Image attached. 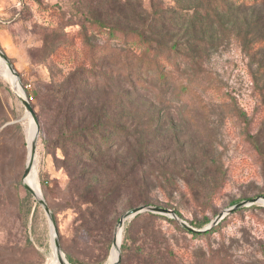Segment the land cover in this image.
Listing matches in <instances>:
<instances>
[{"label":"rangeland","instance_id":"374dc122","mask_svg":"<svg viewBox=\"0 0 264 264\" xmlns=\"http://www.w3.org/2000/svg\"><path fill=\"white\" fill-rule=\"evenodd\" d=\"M220 1L0 0V50L19 80L0 54V264H52L55 259L49 216L23 185L35 121L12 84L36 105L38 117L48 105L41 101L45 88L62 83L83 65L94 71L84 77L95 101L109 109L113 122L131 125L136 138L146 143L137 179L165 170L168 180L147 179L148 195L159 198L150 205L177 208L191 226L204 229L234 202L264 196V4H235L223 11ZM89 14L124 28L155 27L158 41L180 47L187 57L183 70L198 81L191 102L159 105L149 103L144 94L131 93L122 105L125 82L116 75L107 79L105 73L106 35L90 27L94 52L84 37ZM257 39L262 44L257 45ZM94 57L97 66L92 68ZM232 97L237 106L230 103ZM242 111L246 116L239 117ZM158 114L160 129L150 135L146 120ZM44 138L40 124L32 173L53 212L65 257L69 253L89 264L106 258L104 264H111L122 215L144 204L134 194L122 197L101 219L111 225L98 226L93 235L100 242H95L77 221L80 201L72 196L71 176L59 161L60 151L56 155L48 149ZM130 147L115 148L109 158L130 156ZM160 185L167 192L160 191ZM159 215L162 218L153 221L125 222L120 251L132 224L128 264H138L143 249L151 252L152 247L174 251L179 264H264L263 201L238 208L216 231L200 237L177 219ZM108 238L106 257L100 246Z\"/></svg>","mask_w":264,"mask_h":264},{"label":"trees","instance_id":"16d2710c","mask_svg":"<svg viewBox=\"0 0 264 264\" xmlns=\"http://www.w3.org/2000/svg\"><path fill=\"white\" fill-rule=\"evenodd\" d=\"M219 4L223 11H227L235 4L237 6H257L264 4V0H223ZM86 19L89 21V26L85 28L84 37L92 52H94L95 45L90 44L88 40L90 27L99 33H104L107 37V44L102 47L106 53L104 63L107 71L105 73L108 75L107 79H112L116 75L125 82L122 105L126 103V98H129L131 93L144 94L149 103L159 105L191 102L195 94L193 87L198 84V81H196L197 78L190 76L192 73L187 75L183 70L187 62L186 54L177 45L169 46L158 41L155 37V27L148 29L119 27L91 14L86 15ZM111 42H115V46ZM260 42L262 40L257 39L255 43L260 45L262 44ZM95 58L92 63L95 62ZM96 66L94 63L92 68ZM89 72L94 74L93 69H87L83 65L81 70L71 73L62 83L54 85L50 90L45 88L41 101H47L48 105L38 115V119L45 133L46 147L52 149L56 155L60 151L59 161L71 176L72 196L80 201V205L77 206V221L80 222L81 229L87 231L86 236H92L93 240L99 243L98 235H93V233L101 224L107 227L111 225L101 220L110 207L115 206L122 197L132 194L140 197V204L148 205L159 201V198H152L148 195L149 181L147 179L149 177V179L154 178L158 181L163 177L164 181L168 179L165 178V170L162 168L152 172L153 175L148 178L137 179L139 170L142 171L144 167V163H140V160L146 154V143L136 138L134 129L130 128L131 125L113 122L109 109L95 101L93 93L89 92L92 87L91 83H88L87 78L84 77ZM72 86L75 89L71 88ZM233 100H236L235 97H232L230 103L237 106ZM238 115L239 117L246 116L245 111ZM161 120L162 116L159 114L157 117L147 118L145 131L150 135L156 134V131L160 129ZM116 136L120 138L117 139ZM126 144L129 146L131 144L130 156L122 157L121 160L114 157L109 158L110 154L115 152V148L122 149ZM159 190L167 192L163 185H160ZM163 202L171 204L170 201ZM162 207L172 209L167 205ZM173 210L184 218L179 209ZM142 218H149L153 221L162 218V215L150 212L145 216L138 214L133 221ZM226 219L227 217L222 220ZM168 220L175 222L171 218ZM131 227L132 224L125 230L121 259L118 264H128V241L131 236ZM217 229L218 224L206 231L189 232L195 237H200L212 234ZM109 240L111 239H106V242L100 246L106 251V257L110 250ZM152 248L153 250L149 248L151 252L143 249L138 264H179V258L174 251ZM67 258L71 264H89L78 261L69 253ZM105 260L106 258L93 264H104Z\"/></svg>","mask_w":264,"mask_h":264},{"label":"water","instance_id":"95a60500","mask_svg":"<svg viewBox=\"0 0 264 264\" xmlns=\"http://www.w3.org/2000/svg\"><path fill=\"white\" fill-rule=\"evenodd\" d=\"M0 54L3 57L8 68L15 75V78L17 79L18 84H19V80H18L16 70L14 69L12 64L9 62V60L7 59V57L4 55V53L1 50H0ZM12 87H13L15 94L19 98V100L25 106L27 112H29L31 114V116L33 117V119L36 123V127H37V132H36L35 137L33 138V140L31 142H29V155H28L27 165H26L24 175H23V185L27 190H29L36 197L37 201L44 207L47 215L49 216V219L51 221V226H52V229L54 232L53 241H54V245H55V249H56L57 258H58L60 264H69V261L67 260V258L65 257V254L63 253V251L61 249V244H60V241L58 238V232H57V228H56V224H55V219H54L53 212H52L51 208L49 207L47 201L43 197L41 190H40V196H39L37 194V192L25 181L27 176L34 169L36 147H37V136L40 132V124H39V119L37 117L35 109H34L33 105L31 104L28 96L23 91H21V89L19 90L17 87H15L14 84H12ZM262 201H264V196H259V197H255V198H252L249 200H244V201H241L239 203H236V204L232 205L230 208H228L225 211L218 214L215 217V219L211 222L210 226L206 227L204 229L194 228L186 220H184L180 215H178L173 209L165 208V207L158 206V205H150V204L141 205V206H137V207L129 209L128 211H126L122 215V217L119 221V224H118V230L116 232V236H117L118 231L123 230V226L125 225V222L127 220L133 219L134 217H136L138 214H140L142 212H151V213H158V214L167 215L169 217L177 219L179 221V223L189 231L202 232V231H206V230L211 229L214 225L218 224L222 219H224L228 214L236 211L238 208H241L247 204H252V203H257V202L262 203ZM115 241H116V238H115ZM115 241H114V245H115ZM118 250H119L118 256H117L116 260H114L111 264H118L120 262V259H121L120 245L118 247Z\"/></svg>","mask_w":264,"mask_h":264},{"label":"bare ground","instance_id":"6f19581e","mask_svg":"<svg viewBox=\"0 0 264 264\" xmlns=\"http://www.w3.org/2000/svg\"><path fill=\"white\" fill-rule=\"evenodd\" d=\"M6 75L11 77V73L9 71H6ZM12 80H14V77H11ZM16 87V86H15ZM37 132V127L35 126V123L33 122V120L31 121V126H30V141L33 140V138L35 137ZM32 173V172H31ZM29 174L27 176V178L25 179L26 183H28L36 192L37 194L40 196V188H39V183L37 181V179L35 178V176L32 174ZM264 202V201H263ZM122 231L118 232L117 235V239L115 242V245L113 247V255H112V260H116L117 256H118V247L121 243V238H122ZM55 246V245H54ZM54 252H55V259L53 260L52 264H60L58 258H57V254H56V249L54 248ZM70 264V263H69Z\"/></svg>","mask_w":264,"mask_h":264},{"label":"built area","instance_id":"2783aa9c","mask_svg":"<svg viewBox=\"0 0 264 264\" xmlns=\"http://www.w3.org/2000/svg\"><path fill=\"white\" fill-rule=\"evenodd\" d=\"M32 98V97H31Z\"/></svg>","mask_w":264,"mask_h":264}]
</instances>
